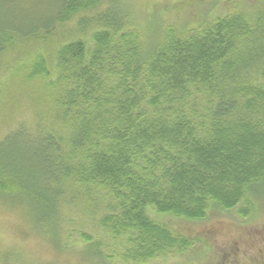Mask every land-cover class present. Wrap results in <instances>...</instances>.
Masks as SVG:
<instances>
[{"label": "trees", "instance_id": "trees-1", "mask_svg": "<svg viewBox=\"0 0 264 264\" xmlns=\"http://www.w3.org/2000/svg\"><path fill=\"white\" fill-rule=\"evenodd\" d=\"M102 1L0 0V57L80 13L79 29L104 30L92 35L93 52L82 42L60 52L70 74L51 126H20L0 141V200L33 206L40 231L88 207L103 228L102 239L81 233L91 263L147 264L197 241L151 213L201 222L253 207L264 192V7L255 19L237 12L141 43L118 0ZM238 65L260 77L221 81ZM40 74L36 66L29 78Z\"/></svg>", "mask_w": 264, "mask_h": 264}, {"label": "rangeland", "instance_id": "rangeland-1", "mask_svg": "<svg viewBox=\"0 0 264 264\" xmlns=\"http://www.w3.org/2000/svg\"><path fill=\"white\" fill-rule=\"evenodd\" d=\"M104 1L101 3H108ZM188 1L118 0V3L126 15V27L138 34L141 43L143 40L154 43L163 39L169 42L168 34L172 28L179 33H188L192 31L180 30L197 28L207 20L215 22L219 17L226 20L227 16L237 12L245 14L247 19H255L256 12L264 7V0H205L197 5L196 10ZM116 8L112 6V9ZM103 9L99 6L91 11ZM84 15L80 13L69 18L49 38L19 40L9 45L0 57V141L20 126L36 127L40 122L46 127L51 126L54 109L58 108V96L63 89L60 83L68 80L70 74L62 72V67L60 69V52L78 42L86 45L88 53L93 52L95 47H90L93 45L92 35L104 31L94 26L79 29L78 20ZM152 24L156 27L154 30V27L150 30ZM67 59L69 56L65 55L61 66H65ZM36 66L43 74L30 79L29 75ZM255 71L250 73L253 80L260 77L259 70ZM245 72L246 69L238 65L231 76L221 81L229 84H240L242 79L249 81ZM60 79L63 81L58 84ZM234 87L231 85L226 90L231 92ZM238 115L233 116L237 118ZM256 194L259 197L254 199L255 206L244 201L231 211L210 212L209 217L201 222L177 221L173 217L151 213L156 221L168 225L174 232L197 241L182 254L147 264H216L225 254H231L229 259L241 264H264V192ZM94 207L90 204V208ZM32 208L27 202L19 207L0 200V264H96L90 262L84 251L87 244L81 233L94 236L95 240L102 239L103 228L95 222L92 224L88 207L67 210L60 225L41 231L35 228L40 224L34 220ZM243 209L249 211L248 217H242ZM100 211L104 208L101 207ZM114 264L126 263L114 261Z\"/></svg>", "mask_w": 264, "mask_h": 264}, {"label": "flooded vegetation", "instance_id": "flooded-vegetation-1", "mask_svg": "<svg viewBox=\"0 0 264 264\" xmlns=\"http://www.w3.org/2000/svg\"><path fill=\"white\" fill-rule=\"evenodd\" d=\"M231 257V254H225L223 258L216 264H241L239 261L234 260V259H229Z\"/></svg>", "mask_w": 264, "mask_h": 264}]
</instances>
